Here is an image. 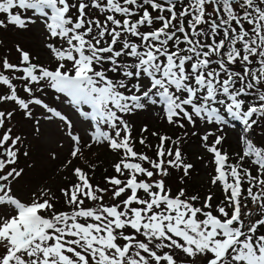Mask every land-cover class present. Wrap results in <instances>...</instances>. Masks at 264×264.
I'll list each match as a JSON object with an SVG mask.
<instances>
[{
	"label": "snow or ice",
	"instance_id": "6c2138e0",
	"mask_svg": "<svg viewBox=\"0 0 264 264\" xmlns=\"http://www.w3.org/2000/svg\"><path fill=\"white\" fill-rule=\"evenodd\" d=\"M46 128L60 186L18 194ZM0 264H264V0H0Z\"/></svg>",
	"mask_w": 264,
	"mask_h": 264
},
{
	"label": "rangeland",
	"instance_id": "374dc122",
	"mask_svg": "<svg viewBox=\"0 0 264 264\" xmlns=\"http://www.w3.org/2000/svg\"><path fill=\"white\" fill-rule=\"evenodd\" d=\"M5 38L9 42H20L26 49H31L34 54L42 53L40 47L41 37L38 30L21 33L20 35H16L15 33H9L6 34ZM45 59L46 57L41 54V61H44ZM132 120L135 125L134 135H138L139 128L141 127V125L144 124L148 125L150 131L160 130L171 133V129L169 130V128L163 125L162 122L156 121L153 116L147 112L136 115L132 118ZM228 136L229 138L225 143V147L228 149L229 152L238 151L239 148L237 145L235 132L229 131ZM56 140L57 136L55 134V130L52 128H46L44 130L43 137L32 140L33 161H29L28 163H34L35 167L34 169H25L26 175H24L20 182L15 185V190L18 194L24 192H31L41 185L46 186L48 184H52L56 187L60 186V175L62 174L57 173L56 170L63 159L67 144H65L63 148H59L56 146ZM155 142L156 141L154 140V143ZM184 150L186 151L191 161L196 165V173L191 181V184L195 186L191 185L190 188L193 189L192 187H195L194 189L203 191L208 187L209 170L203 167L200 161L196 160V156L198 154H202L203 150L200 149L198 144L192 142H190L188 145H185ZM49 151H56L59 155V158L57 160H52L48 155ZM92 153H96V155H92ZM85 154L90 160L102 161V163L106 165L113 163L115 160L113 154L103 148L96 149L94 147L91 150H86ZM74 163L76 162L74 161ZM20 166L25 167V162H21ZM96 180L99 179L96 178ZM215 198L217 200L221 198V193L219 191L215 193Z\"/></svg>",
	"mask_w": 264,
	"mask_h": 264
},
{
	"label": "trees",
	"instance_id": "16d2710c",
	"mask_svg": "<svg viewBox=\"0 0 264 264\" xmlns=\"http://www.w3.org/2000/svg\"><path fill=\"white\" fill-rule=\"evenodd\" d=\"M169 130H170V128H169ZM169 134H171V133H169ZM150 139L154 142V140H155V138H152V137H150ZM156 141V140H155ZM138 147V149L140 148V146L138 145L137 146ZM185 153H186V151H185ZM186 155H187V153H186ZM188 156V155H187ZM109 165L110 164H104V163H102V161H101V163H100V165H99V168H98V170H97V173H96V178L97 179H100V176H101V174H102V170L104 169V168H106V166L107 167H109ZM109 171H111V169L109 168ZM96 178H95V180H96ZM94 180V181H95ZM195 186V185H193V184H190V186ZM193 189L195 188V187H192Z\"/></svg>",
	"mask_w": 264,
	"mask_h": 264
}]
</instances>
